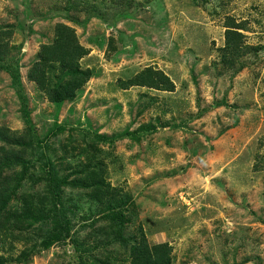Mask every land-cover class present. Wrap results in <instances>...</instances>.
<instances>
[{"label":"rangeland","instance_id":"374dc122","mask_svg":"<svg viewBox=\"0 0 264 264\" xmlns=\"http://www.w3.org/2000/svg\"><path fill=\"white\" fill-rule=\"evenodd\" d=\"M227 23L242 29L232 66ZM58 25L91 77L52 103L32 75ZM150 68L174 89L118 86ZM47 165L66 179L54 203L72 229L49 248L32 217L5 222L23 202L37 212ZM97 180L119 195L88 198ZM0 184L6 264H129L141 232L171 264H264V0H0ZM108 202L123 210L119 234L99 231Z\"/></svg>","mask_w":264,"mask_h":264},{"label":"trees","instance_id":"16d2710c","mask_svg":"<svg viewBox=\"0 0 264 264\" xmlns=\"http://www.w3.org/2000/svg\"><path fill=\"white\" fill-rule=\"evenodd\" d=\"M225 46L222 49L224 64L228 66L234 65L235 61L243 55L242 35L238 30H242L235 23H227L225 26ZM87 54L86 49L81 46L76 38L75 31L66 26L58 25L55 29V38L52 43L42 45L39 51L40 64L35 67L32 80L38 88L45 93L48 100L52 103H60L71 101L75 97V93L88 82L91 77L89 71H82L79 66V61ZM56 74L53 75V71ZM57 80V83H53ZM121 89L130 87H147L155 90L172 91L173 83L162 72L145 69L126 81H117ZM8 161L1 163L5 166H16V154L8 157ZM44 160V157L40 159ZM24 162H21L23 165ZM23 166L21 179L26 177V170ZM35 166L32 167L34 170ZM25 170V171H24ZM41 171L44 173V181H46L47 191L37 198L34 203L38 206L37 212H33L30 204L25 202L20 207L14 209L11 214H7L5 222L8 224L12 218L16 221L20 217L33 218V223L40 226L42 233V245L49 248L52 244L65 241L71 237V226L64 208H57L54 201H58L59 205L61 194L59 186L66 182V179H59L56 176L55 169L52 165L42 166ZM33 177V176H32ZM31 177V178H32ZM30 179V178H29ZM8 180V179H7ZM43 181V180H42ZM63 181V182H62ZM4 184V183H3ZM0 213L7 212L8 190L0 184ZM92 186V187H91ZM87 190L88 198L102 201L107 197L119 195L120 190L111 187V185L103 180L86 182L83 187ZM50 201V202H49ZM47 204L50 208L46 209ZM108 213L105 217V228L100 229L103 234L120 233L119 225H123L124 213L122 209H117L111 202L107 204ZM136 210V209H135ZM5 217V218H6ZM13 221V220H12ZM11 226V225H8ZM30 226V224H29ZM1 229V227H0ZM140 240L134 242L129 247V264H171V248L166 244L150 245L145 239L142 232L139 234ZM77 246H84V242H76ZM0 264H6V261L0 256Z\"/></svg>","mask_w":264,"mask_h":264}]
</instances>
